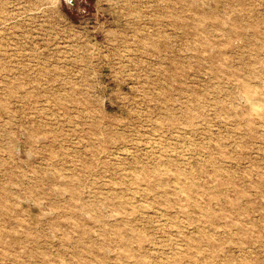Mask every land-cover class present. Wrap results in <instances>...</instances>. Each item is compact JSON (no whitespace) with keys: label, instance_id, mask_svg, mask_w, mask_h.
Instances as JSON below:
<instances>
[{"label":"rangeland","instance_id":"374dc122","mask_svg":"<svg viewBox=\"0 0 264 264\" xmlns=\"http://www.w3.org/2000/svg\"><path fill=\"white\" fill-rule=\"evenodd\" d=\"M0 264H264V0H0Z\"/></svg>","mask_w":264,"mask_h":264},{"label":"bare ground","instance_id":"6f19581e","mask_svg":"<svg viewBox=\"0 0 264 264\" xmlns=\"http://www.w3.org/2000/svg\"><path fill=\"white\" fill-rule=\"evenodd\" d=\"M248 103H249V101H248ZM252 104V103H251ZM252 108V107H251ZM253 109V108H252ZM255 109V108H254Z\"/></svg>","mask_w":264,"mask_h":264}]
</instances>
